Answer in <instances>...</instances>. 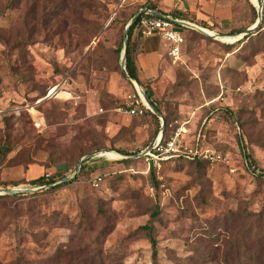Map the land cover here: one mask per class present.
<instances>
[{
    "label": "rangeland",
    "instance_id": "obj_1",
    "mask_svg": "<svg viewBox=\"0 0 264 264\" xmlns=\"http://www.w3.org/2000/svg\"><path fill=\"white\" fill-rule=\"evenodd\" d=\"M260 3L256 36L238 45L257 0H0V190L32 189L0 193V264H152L138 228L156 205L160 264H264ZM151 5L213 32L181 29L180 57L166 54V71L143 82L167 118L161 138L178 134L177 144L218 159L153 166L134 156L160 127L154 134L150 115L117 110L128 95L143 101L117 48L128 20ZM143 36L133 31L135 50ZM93 151L102 153L61 181ZM42 175L55 180L30 183Z\"/></svg>",
    "mask_w": 264,
    "mask_h": 264
},
{
    "label": "built area",
    "instance_id": "obj_2",
    "mask_svg": "<svg viewBox=\"0 0 264 264\" xmlns=\"http://www.w3.org/2000/svg\"><path fill=\"white\" fill-rule=\"evenodd\" d=\"M174 24L175 22L170 19L143 17L139 21L138 34L145 36L150 34L152 31L157 30L160 36L169 42V54L173 57V59H178L182 52L184 36L181 29L175 27ZM127 97L128 102H126L123 106H119L117 110L129 115H143L146 107L141 104L143 101L140 99L142 101L140 103L138 99H135L134 95H128ZM177 140L178 134H175V136H172L167 140H162L161 137L158 139L156 138L152 142L151 149L145 154L148 156L149 163H152L153 166H160L161 162L178 155H182L187 159H192L195 156H198L204 159L215 160L220 157L219 155L208 154L207 150H199L196 147H188L183 144H177ZM100 181L101 177L97 175L93 178L92 184L98 185Z\"/></svg>",
    "mask_w": 264,
    "mask_h": 264
},
{
    "label": "trees",
    "instance_id": "obj_3",
    "mask_svg": "<svg viewBox=\"0 0 264 264\" xmlns=\"http://www.w3.org/2000/svg\"><path fill=\"white\" fill-rule=\"evenodd\" d=\"M258 1L260 2V0H258ZM150 7L153 8V9H156V7L154 5H151ZM252 8L255 11V7L252 6ZM162 12H164V11H162ZM165 13H167V12H165ZM171 13H167V14H169L173 18H178V19L189 21V22H193L192 20L187 18L186 14L184 12L174 11V12H171ZM143 17L157 18V17H155L154 15H152L150 13H143L133 24H131L129 26L128 32H127L128 41H127V46H126L125 69H126L128 75L130 77H132L141 86V88L143 89V91L146 94V96L151 100V102L154 104V106L157 108V110L161 113V107L159 106V104L157 102H155V100L151 99L152 96H151L150 87L147 85V83L145 84L143 82V80H141L140 77H139V73L140 72H139V68H138L137 63H136V56H135L136 50L134 49L133 42L131 40V36H132L133 31L137 32V34H138L139 21ZM255 19H256V17H255ZM255 19L252 22H254ZM263 20H264V15H263ZM193 23H196V22H193ZM196 24H198V23H196ZM174 25H175V27L180 28V29L185 28L184 26H181V25L176 24V23ZM198 25L202 26L203 28H208V26L205 23L198 24ZM243 30L244 29H239L236 32H241ZM258 30L259 29H255L253 32L245 34L243 37H241L238 40H236L235 43H237L239 45V44H242L245 41H248L251 37L256 36V34H257L256 32ZM121 48H122V42L119 43V46L117 48L118 52L121 50ZM144 113L150 115L151 118L154 120V122H155L154 134H156L158 132V130H159V127H160V119H159V117L154 112H152L151 110H149L147 108H145ZM166 128H167V118L164 116V126H163V132H162L163 133V137L165 135ZM163 137H162V140H163ZM165 140H167V139H165ZM5 147H7V146H5ZM117 151L119 153H121V154H127V152H124L123 150H117ZM1 153H3V151ZM190 160H192V161H194L196 163H200L202 161H206V159L200 158L198 156H195L194 158H192ZM115 161H120V162L125 161V162H127L128 160L123 159V158H118ZM85 166H86V163H83L81 165V167H80V171H82L85 168ZM150 175H152L151 176L152 182L154 184H156V178H155V176L153 174V170H150ZM54 180H55V177H47L45 175H42V176H39L37 178L32 179L30 181V183L31 184H36V185H42V184L53 182ZM159 211H160L159 210V206L156 205L154 211L151 213L150 218L147 220V222L145 224L139 226V228H138V229H140V230H142L144 232V234L146 235V237L150 241L152 264H160L158 262L157 239L155 237L154 224H153V220L155 218H157V216L159 214Z\"/></svg>",
    "mask_w": 264,
    "mask_h": 264
},
{
    "label": "water",
    "instance_id": "obj_4",
    "mask_svg": "<svg viewBox=\"0 0 264 264\" xmlns=\"http://www.w3.org/2000/svg\"><path fill=\"white\" fill-rule=\"evenodd\" d=\"M258 1V0H257ZM261 1V0H260ZM256 6V11H257V19L256 21L248 28H246L245 30H243L242 32L240 33H237V35L239 34L238 37H236V39H239L241 37H243L245 34H248V33H251L253 32L260 24V21H261V18H262V14H261V11H262V5L261 3L258 1V4L255 5ZM143 13H151L159 18H164V19H170L172 20L173 22L181 25V26H186L188 28H193L197 31H200V32H203V33H206L204 30H203V27H200L196 24H193V23H190V22H187L185 20H181V19H174V18H171L167 15H164L162 14L160 11L158 10H154L150 7H145L143 9H140L135 15H133L129 20L128 22L126 23L125 27H124V33H123V38H122V48H121V54H120V65H121V68L125 74V76L132 81H134L137 86L139 87L140 91L142 92L143 94V97H144V100L146 102V105L147 107L152 111L154 112L157 116H159L161 118V113L157 110V108L154 106V104L151 102V100L146 96V94L144 93L143 89L141 88V86L132 78L128 75L126 69H125V58H126V46H127V41H128V35H127V32H128V28L131 24H133ZM217 34V33H216ZM209 35V34H208ZM218 36H221V34H217ZM215 37V36H214ZM137 89V88H136ZM137 92L139 93L140 95V92L139 90L137 89ZM163 126H164V121L163 119L161 118V125H160V131L157 135L156 138H159L162 136V130H163ZM155 138V139H156ZM151 146H152V143L147 146L144 150H142L141 152L139 153H136L134 154V156H141V155H145L150 149H151ZM104 151V150H102ZM102 151H93L89 154H86L84 155L83 157L80 158V160L77 162L76 166L74 167V170H73V173L71 176H65L61 179V181H67L69 180L70 178H73L75 176V174L78 172L81 164L87 160L89 157L92 156V154H95V153H98L100 154ZM120 154V153H119ZM122 156H124L123 154H120ZM28 191H32L31 188H7V189H4V190H0V193L2 194H16V193H20V192H28Z\"/></svg>",
    "mask_w": 264,
    "mask_h": 264
},
{
    "label": "crops",
    "instance_id": "obj_5",
    "mask_svg": "<svg viewBox=\"0 0 264 264\" xmlns=\"http://www.w3.org/2000/svg\"><path fill=\"white\" fill-rule=\"evenodd\" d=\"M160 12L164 15L170 16L165 12ZM169 47V42L164 40L157 30H154L150 34L143 36L141 44L135 52L136 63L139 68V77L141 80H153L159 76L160 72L164 73L166 71L164 58L166 54L170 55Z\"/></svg>",
    "mask_w": 264,
    "mask_h": 264
},
{
    "label": "bare ground",
    "instance_id": "obj_6",
    "mask_svg": "<svg viewBox=\"0 0 264 264\" xmlns=\"http://www.w3.org/2000/svg\"><path fill=\"white\" fill-rule=\"evenodd\" d=\"M254 1H256V0H254ZM203 30L206 32V33H210V34H213V32L210 30V29H206V28H203ZM239 36V34L237 35V37ZM224 38V37H223ZM223 40H230L229 38H227V39H223ZM132 83H133V85L135 86V88H137L138 90H139V92H140V97H141V99L143 100V101H145L144 100V97H143V94H142V92L140 91V89H139V87L137 86V84L134 82V81H132ZM146 103V102H145ZM158 138H159V136H158ZM157 138V139H158ZM105 152H107V151H105ZM104 152V153H105ZM102 153V152H101ZM108 154L110 155V157H112V158H115L116 157V154H115V152H108ZM118 156L119 157H121L122 155H120V154H118Z\"/></svg>",
    "mask_w": 264,
    "mask_h": 264
}]
</instances>
